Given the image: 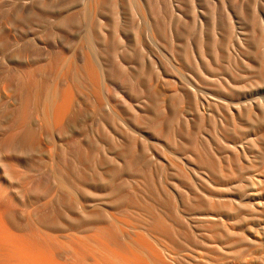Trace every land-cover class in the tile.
<instances>
[{
    "label": "rangeland",
    "instance_id": "374dc122",
    "mask_svg": "<svg viewBox=\"0 0 264 264\" xmlns=\"http://www.w3.org/2000/svg\"><path fill=\"white\" fill-rule=\"evenodd\" d=\"M44 3L41 16L18 17L19 26L32 29L31 37L41 35L46 45L54 39L61 41L70 50L67 62L76 61L78 55V67L83 70L89 36L96 47L91 56L103 73L102 84L96 95L83 71L62 127L39 135L36 147L22 150L25 155L14 151L18 167L7 169L5 155L0 152V222L6 221L5 211H16V220L23 225L17 224L16 235L21 244L17 248L24 251L20 250L21 259L16 254L14 263L23 264L26 256L27 264H37V259L38 264L47 260L51 264H110L95 253L96 244H92L96 237L95 243L123 252L118 241L97 234L103 226H111L110 219L124 229L125 238L143 234L153 250L170 259L180 243L175 226L183 228L182 241L186 243L192 229L190 216L203 211L199 201L212 190L217 202L218 191L215 193L206 176V166L210 158L217 160L221 148L223 86L237 77V35L240 31L251 35L254 26L264 20V0H142L144 12L118 6L113 14L104 15L97 23L103 33L90 31L81 13V0L61 1L65 6H78V14L70 25L59 28L44 16L53 2ZM155 18L157 37L149 35ZM214 37L222 51L216 58L206 53L204 59L198 53V43ZM31 45L38 49L36 43ZM24 48L25 44L19 46L15 58L24 55L20 54ZM43 52L52 60L49 50ZM28 56L25 53L22 58ZM249 58L255 65L253 55ZM206 59L208 63H204ZM44 68L40 65L38 71ZM64 82L63 88L73 84L69 78ZM109 103L115 105L111 110ZM134 144L135 154L126 157L123 152ZM56 174H61L76 194L60 187ZM159 216L170 234L156 238L148 229ZM121 218L127 222L123 224ZM199 226L201 231L204 224ZM184 254H188L186 249ZM2 255L0 264H7ZM32 256L42 260L34 257L32 262Z\"/></svg>",
    "mask_w": 264,
    "mask_h": 264
},
{
    "label": "bare ground",
    "instance_id": "6f19581e",
    "mask_svg": "<svg viewBox=\"0 0 264 264\" xmlns=\"http://www.w3.org/2000/svg\"><path fill=\"white\" fill-rule=\"evenodd\" d=\"M51 1L53 3L49 4V10L44 15L46 19L54 22L58 28L70 25L78 14V6H65L61 3L62 0ZM142 4V0H81L83 8L81 13L83 18L89 22L90 31L103 33L102 27L97 23L104 15L111 11L113 14L118 6H130L132 9L137 7L144 12ZM45 7L44 0H0V152L5 155L7 169L9 167L15 169L20 165L14 151L34 148L40 142L39 135L45 136L49 131L62 127L63 120L74 101L73 88L78 86V77L83 75V71L93 91L96 95L100 94L103 73L101 74L98 63L91 56L96 47L90 42L89 36H86L88 51L85 54L88 56L84 59L83 70L78 67V55L75 56L76 61L70 59L71 62H67L66 54L70 50L61 41L57 42L54 39L50 45H46L41 35L31 37L32 29L29 30L28 26H19L20 23H17L18 17L20 20H27L33 16H41ZM76 7L77 11H74ZM156 18L149 28V35L154 37L159 35V24L157 25ZM94 20H97L95 24H93ZM27 29L28 33H26ZM215 38L207 42L203 39L205 42L201 40L202 43H198L200 45H198L200 51L198 53L204 59L207 56L206 53H211L216 58L219 51H222L217 43L218 39ZM30 39L37 44L38 49L33 48L35 45H31L34 43L29 42ZM23 44L25 48L20 54L25 55L26 53L29 56L23 59L24 55H19L17 59L15 54L19 46ZM45 49L53 54L52 60L43 52ZM250 55H253L254 60L257 61L255 65L254 60L251 63ZM235 59L237 60L235 61L237 62V77L235 75L236 79H229L223 86L225 97L221 105V148L218 154L216 153L218 156L213 153L214 157L217 156V162L211 159L210 155V159L206 155L209 159L206 176L211 179V186H215L213 187L215 193L218 191L217 202L214 201L215 195L212 190L211 193L208 192L209 195L204 200L197 202L200 206L198 207L203 211H195L196 213L190 216L192 229L189 239L184 237L188 239L186 243L182 241L183 228L180 225L175 226V235L180 243L175 246L170 259L164 258L153 250L143 234H138L132 239L125 238L124 229L110 219L112 223L109 226L110 229L105 225L106 227L100 228L97 234L99 237L105 236L118 241L123 252L108 250V247L105 246L106 249L100 243H95L96 237L92 235L91 237H95L92 244H96L93 245V250L104 257H102L103 261L110 264H264V20L254 26L251 35L246 31L238 33ZM207 61L206 59L204 63L209 62ZM40 65L45 67L41 72L38 71ZM17 71L19 73L16 75ZM66 78L71 79L73 84L67 86L68 88H63ZM114 106L109 103L108 109L111 110ZM199 124H203V121L201 120ZM135 146L134 144V147L126 148L124 155L133 156ZM3 171L7 173L4 163ZM205 178L200 177L202 180ZM55 180L60 187L76 194L61 174H56ZM212 181L215 185H212ZM4 214L6 221L3 220L5 223L0 222V256L5 254L7 258L4 256V259H7V264H16L14 263L16 254L19 253L18 257L20 256L19 259H21L23 255L21 253L24 251L20 249L21 252L19 247L17 248L21 245L17 243V236H19V234L16 235L17 215L16 211H5ZM121 219L123 224L127 222ZM98 220L100 222V217ZM101 220L103 221V218ZM201 223L204 226L200 231ZM18 225L21 227L22 222ZM63 226H65L64 223ZM148 231L156 238L165 237L170 232L162 216L155 218ZM16 248L19 252H16ZM185 249L188 252L187 255L184 254ZM38 251L41 254L42 251ZM146 253H150V256H146ZM25 257L24 262L27 261ZM34 257L32 256L31 261L35 260ZM37 258L41 259L39 256ZM37 260L34 262L38 264ZM47 262L48 260L45 261ZM39 263H44V261Z\"/></svg>",
    "mask_w": 264,
    "mask_h": 264
}]
</instances>
